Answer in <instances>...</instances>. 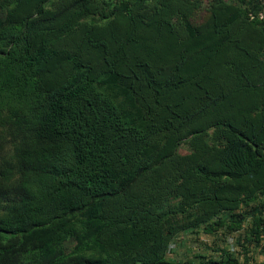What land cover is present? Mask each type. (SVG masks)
I'll use <instances>...</instances> for the list:
<instances>
[{
	"label": "trees",
	"instance_id": "trees-1",
	"mask_svg": "<svg viewBox=\"0 0 264 264\" xmlns=\"http://www.w3.org/2000/svg\"><path fill=\"white\" fill-rule=\"evenodd\" d=\"M263 9L0 0V264H263ZM199 228L238 251L171 260Z\"/></svg>",
	"mask_w": 264,
	"mask_h": 264
},
{
	"label": "rangeland",
	"instance_id": "rangeland-1",
	"mask_svg": "<svg viewBox=\"0 0 264 264\" xmlns=\"http://www.w3.org/2000/svg\"><path fill=\"white\" fill-rule=\"evenodd\" d=\"M227 1L232 2V3L236 2V0H227ZM210 2H211V0H202V3L205 7L209 6ZM207 18H208V13L205 10H202L197 14L194 22L195 23H202L205 20H207ZM179 152H181V153L188 152V147L185 143H183L179 146ZM176 204H177V199L175 197H170V199L168 201V205H176ZM249 222H250V220H249ZM247 223H248V219H246L244 221V225H246ZM195 233L196 234L193 237L194 241L192 240V242L195 243L196 248L194 251H191L192 253H194L196 251V254L194 255V257H192V259H194V260H195V257H198V256H204L205 258L213 259L217 255L215 252L216 249H219L222 247H228V238H229L228 236L229 235L224 229H220L215 234H206V233L202 232L201 228H199ZM233 237H234L233 238L234 244L236 246V245H238L237 242H235L236 236L233 235ZM262 245H264V242H262ZM182 246L183 245L179 243V245L177 246L176 250L172 253V255L174 253H177V255L179 256L177 250L181 249ZM70 247H71V243L67 242L66 248L69 249ZM254 248H255L254 253H253L254 258L257 261L260 260L259 263H264V250L260 249V248H256V247H254ZM197 250H200V252H197ZM172 255H170L169 257L171 258ZM191 255L193 256V254H191Z\"/></svg>",
	"mask_w": 264,
	"mask_h": 264
},
{
	"label": "crops",
	"instance_id": "crops-1",
	"mask_svg": "<svg viewBox=\"0 0 264 264\" xmlns=\"http://www.w3.org/2000/svg\"><path fill=\"white\" fill-rule=\"evenodd\" d=\"M195 234L196 233H193L190 230L184 231V232L179 234V236H178V238H180V242L179 243L182 244L183 246H182L181 249L177 250L179 256L177 255V253H174L175 255L173 254L171 256V258H170L171 260H175V261H178V262L189 261L190 263H198V262H200V260H201L200 256L195 257V260L192 259V257H194V255L196 254V251L194 253L191 252V251H194L195 248H196L195 247V243L192 242L193 237H194ZM251 248L253 249L254 247L252 246ZM197 252H200V250H197ZM191 254H193V256ZM252 255H253V253H252ZM239 260L241 262H244L243 255L241 257H239ZM259 261H257V262H259Z\"/></svg>",
	"mask_w": 264,
	"mask_h": 264
},
{
	"label": "built area",
	"instance_id": "built-area-1",
	"mask_svg": "<svg viewBox=\"0 0 264 264\" xmlns=\"http://www.w3.org/2000/svg\"><path fill=\"white\" fill-rule=\"evenodd\" d=\"M250 17L252 18H264V9L260 10V11H255V12H250ZM233 235H230L228 238V250L231 253L237 252L238 248L235 246L234 244V240H233ZM180 242V238H177L176 240H173L172 242L169 243L168 248H167V255L170 256L172 255V253L176 250L177 246L179 245Z\"/></svg>",
	"mask_w": 264,
	"mask_h": 264
}]
</instances>
